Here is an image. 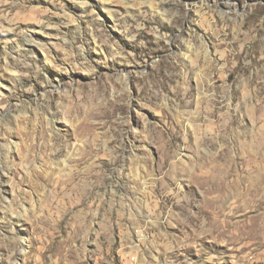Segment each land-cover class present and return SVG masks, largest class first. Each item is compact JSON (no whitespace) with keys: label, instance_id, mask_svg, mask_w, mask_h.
Segmentation results:
<instances>
[{"label":"rangeland","instance_id":"1","mask_svg":"<svg viewBox=\"0 0 264 264\" xmlns=\"http://www.w3.org/2000/svg\"><path fill=\"white\" fill-rule=\"evenodd\" d=\"M0 264H264V0H0Z\"/></svg>","mask_w":264,"mask_h":264},{"label":"bare ground","instance_id":"2","mask_svg":"<svg viewBox=\"0 0 264 264\" xmlns=\"http://www.w3.org/2000/svg\"><path fill=\"white\" fill-rule=\"evenodd\" d=\"M22 156V155H21ZM40 176V175H39ZM72 178V177H71ZM73 179V178H72ZM67 182V181H66ZM67 184V183H66ZM68 184H69V182H68ZM67 186V185H66ZM72 186V185H71ZM68 187H70V186H68ZM73 188V187H72Z\"/></svg>","mask_w":264,"mask_h":264}]
</instances>
